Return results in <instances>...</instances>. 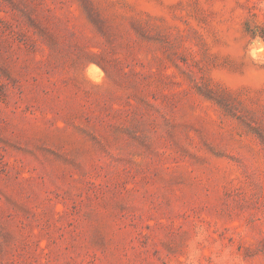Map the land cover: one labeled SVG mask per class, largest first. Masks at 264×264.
<instances>
[{"label": "rangeland", "instance_id": "obj_1", "mask_svg": "<svg viewBox=\"0 0 264 264\" xmlns=\"http://www.w3.org/2000/svg\"><path fill=\"white\" fill-rule=\"evenodd\" d=\"M0 264H264V0H0Z\"/></svg>", "mask_w": 264, "mask_h": 264}]
</instances>
